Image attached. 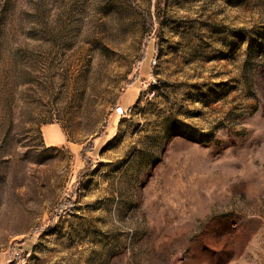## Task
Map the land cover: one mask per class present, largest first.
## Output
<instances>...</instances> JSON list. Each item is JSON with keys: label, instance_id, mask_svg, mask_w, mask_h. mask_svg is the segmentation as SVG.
Instances as JSON below:
<instances>
[{"label": "rangeland", "instance_id": "rangeland-1", "mask_svg": "<svg viewBox=\"0 0 264 264\" xmlns=\"http://www.w3.org/2000/svg\"><path fill=\"white\" fill-rule=\"evenodd\" d=\"M0 264H264V0H0Z\"/></svg>", "mask_w": 264, "mask_h": 264}, {"label": "built area", "instance_id": "built-area-1", "mask_svg": "<svg viewBox=\"0 0 264 264\" xmlns=\"http://www.w3.org/2000/svg\"><path fill=\"white\" fill-rule=\"evenodd\" d=\"M113 114L119 118H124L127 115V110L122 105H116Z\"/></svg>", "mask_w": 264, "mask_h": 264}]
</instances>
